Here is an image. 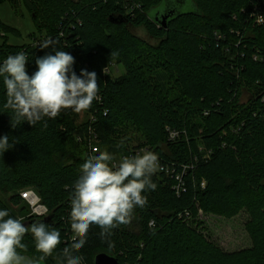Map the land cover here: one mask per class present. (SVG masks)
Returning <instances> with one entry per match:
<instances>
[{
	"label": "trees",
	"instance_id": "16d2710c",
	"mask_svg": "<svg viewBox=\"0 0 264 264\" xmlns=\"http://www.w3.org/2000/svg\"><path fill=\"white\" fill-rule=\"evenodd\" d=\"M162 2L0 0L13 8L23 4L35 26L29 42L11 44L22 34L0 19V60L25 52L31 74L37 58L54 54L51 47H39L51 39L74 57L77 74L96 72L101 97L80 113L63 110L54 119L13 127L0 84V137L8 136L13 145L0 154V208L26 226L39 221L61 232V243L45 260L26 233L21 255L64 264L63 249L75 235L70 193L87 159L78 136L95 116L101 150L117 158L149 148L173 175H154L157 189L147 193L146 206L111 236L101 237L99 226L91 225L86 244L75 253L83 264H94L101 253L120 264H264V23L251 17L255 6L264 16V0H193L196 11L168 10L166 26L156 21L166 13ZM137 28L155 43L136 36ZM112 51L117 55L111 57ZM118 66L125 73L113 77ZM130 132L137 138L126 140ZM177 177L185 184L179 194ZM28 189L47 216L31 214L21 197ZM243 211L250 216L252 248L229 253L204 234L200 212L231 218Z\"/></svg>",
	"mask_w": 264,
	"mask_h": 264
},
{
	"label": "clouds",
	"instance_id": "9594fccd",
	"mask_svg": "<svg viewBox=\"0 0 264 264\" xmlns=\"http://www.w3.org/2000/svg\"><path fill=\"white\" fill-rule=\"evenodd\" d=\"M186 3L191 5V0ZM53 45L51 39L39 44L41 49L51 47L54 54L37 58L36 70L31 74L24 52L0 61V84L7 97L4 107L11 113L13 127L24 121L34 125L46 118L54 119L63 110L80 113L100 99L96 72L81 69L77 74L74 57ZM115 55L112 51L111 57ZM12 146L8 136L0 137V154ZM163 171L158 154L151 150L123 156L119 161L107 150H94L82 163L70 193L69 219L75 235L63 249L64 264H83V257L75 253L86 244L91 225L99 226L101 237H107L119 225L127 224L136 208L146 206L147 193L157 189L153 176ZM29 232L41 253L40 260L50 256L61 243L59 230L39 221L26 226L8 209L0 208V264H36L19 252L25 248L22 241Z\"/></svg>",
	"mask_w": 264,
	"mask_h": 264
},
{
	"label": "rangeland",
	"instance_id": "374dc122",
	"mask_svg": "<svg viewBox=\"0 0 264 264\" xmlns=\"http://www.w3.org/2000/svg\"><path fill=\"white\" fill-rule=\"evenodd\" d=\"M160 9L164 11L173 10L177 14L188 13L196 11V7L191 0V5L186 3V0H163L160 5ZM155 11L151 12L154 14ZM0 19L7 25L12 26L22 34V38L15 39L11 38V44H24L29 42V35L35 31L34 23L31 16L24 5H20L17 8H13L8 3L0 5ZM134 34L140 37L144 41L155 43L153 39L147 34L144 28H137ZM118 72L113 69L112 76L119 77L125 73L123 66H118ZM248 98L247 94H243L242 102H246ZM83 113L79 119H83ZM131 133V134H130ZM129 135L124 138L128 140L130 137L137 138V134L130 132ZM137 141L132 145L137 146ZM120 155L117 156L116 160L119 161ZM199 221L203 223L205 227L204 234L216 245L222 248L224 251L229 253L240 252L253 247V242L246 230V225L250 221V216L246 211H243L239 216L235 217H224L219 215H204L200 212ZM34 261L36 264H45L43 261H37L30 256H26Z\"/></svg>",
	"mask_w": 264,
	"mask_h": 264
},
{
	"label": "built area",
	"instance_id": "2783aa9c",
	"mask_svg": "<svg viewBox=\"0 0 264 264\" xmlns=\"http://www.w3.org/2000/svg\"><path fill=\"white\" fill-rule=\"evenodd\" d=\"M251 17H252V19H255L256 24H263L264 23V16L261 13V7L255 6L252 10ZM26 55H27V53H26ZM27 57H28V55H27ZM0 61H2V60H0ZM28 62H29V59H28ZM28 62H27V67H28ZM105 73L109 74L110 69H106ZM100 101H101V97L98 100V102H100ZM263 101H264V99H263ZM104 115H106V113H104ZM96 121L97 120H96L95 116L89 117V124H88L85 132L82 135L78 136V141L80 143L84 144V147L86 149V157L87 158H88V156L94 154V150H96V149L101 150L100 140L98 138V134L96 133L95 128L93 127V124ZM170 135H171V139H174L177 136L176 133H172ZM146 149L151 150L149 148H136V149H132L130 151L129 155L127 153V156H132V155L137 154V153H142ZM123 156H126V155L121 154L120 158H122ZM160 163H161L162 167L164 168V171H163L164 173H166L168 176L173 175L172 168L169 165L163 164L161 161H160ZM177 183L178 184H176L174 186V189L179 194L182 190H185V184H184L182 177H177ZM202 186H203V188H205V186H206L205 182L202 183ZM21 197L23 198V200H25L28 203L30 210H32L31 211L32 215H36V216H40V217L47 216L48 210L45 206H43L41 204V200L35 191H33L31 189L25 190L21 193Z\"/></svg>",
	"mask_w": 264,
	"mask_h": 264
},
{
	"label": "water",
	"instance_id": "95a60500",
	"mask_svg": "<svg viewBox=\"0 0 264 264\" xmlns=\"http://www.w3.org/2000/svg\"><path fill=\"white\" fill-rule=\"evenodd\" d=\"M172 12V10H170ZM171 12H166L163 14H159L156 16V21L162 24V26H166L167 20L172 16ZM49 218H46V222ZM94 264H120L119 260L106 253L98 254L95 258Z\"/></svg>",
	"mask_w": 264,
	"mask_h": 264
}]
</instances>
